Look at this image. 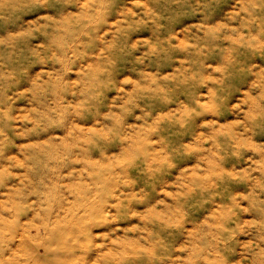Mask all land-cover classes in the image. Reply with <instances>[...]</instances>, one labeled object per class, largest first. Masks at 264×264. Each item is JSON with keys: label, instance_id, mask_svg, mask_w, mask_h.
Returning <instances> with one entry per match:
<instances>
[{"label": "clouds", "instance_id": "1", "mask_svg": "<svg viewBox=\"0 0 264 264\" xmlns=\"http://www.w3.org/2000/svg\"><path fill=\"white\" fill-rule=\"evenodd\" d=\"M0 264H264V0H0Z\"/></svg>", "mask_w": 264, "mask_h": 264}]
</instances>
